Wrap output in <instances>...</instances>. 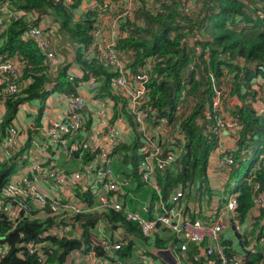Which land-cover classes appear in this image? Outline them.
I'll return each mask as SVG.
<instances>
[{"label": "trees", "instance_id": "1", "mask_svg": "<svg viewBox=\"0 0 264 264\" xmlns=\"http://www.w3.org/2000/svg\"><path fill=\"white\" fill-rule=\"evenodd\" d=\"M7 1L12 10L21 13L16 18L4 16L1 20L3 25L0 24V58L15 56L23 63L16 70L4 74L6 78L0 83L2 88L6 81L12 79L17 87L14 92L0 93V102L3 105L0 136L21 103L44 97L47 83L52 82L58 90L78 92L80 81L94 77L98 80L95 95L99 98L109 97L113 103L110 118L118 112L122 114L135 135L129 142H119L110 152L111 155L115 154L118 172L142 184L136 171V161L139 158L136 152L138 136L133 119L124 109L125 98L109 88L113 71L97 60L94 53L88 52L91 43L90 30L96 13L85 10L76 15L75 9L81 0H71L69 4H64L61 0ZM188 1L192 5L184 10L180 6V0H153L155 9L151 10L145 6V0H138L132 14L120 21L122 35L114 45L116 52L127 58L125 64L131 72L145 66L148 60L151 62L146 81L147 102L158 116L165 117L168 135L174 137L164 148H172L173 144L180 148L175 159L156 172L155 179L160 188L161 199L166 204L171 203L168 196L177 188L182 189L186 196L190 189H194L198 197L206 195V202L210 203L212 193L206 177V164L208 155L216 144V137L213 131L209 134L207 125L203 122V110L212 101L215 89H220V100L228 114L239 123L231 146L236 165L232 166L230 175L247 162L248 152L249 157L254 158L259 145L264 142V117L257 114V110L251 105L257 95L254 87L258 85H250L253 76L258 81H264V0H246L250 2L251 8L240 0ZM30 9L36 14L32 19L26 20L22 14L28 13ZM257 10L260 11L257 14L262 16L254 13ZM237 15L241 16L238 21L241 25L235 24ZM40 20H47L44 24L46 31H51L56 25L62 38L73 48V64L81 71L79 76L72 79L67 77L70 73L68 62L61 63L53 74L46 72L48 65L34 42L20 38L19 34L27 23L38 24ZM227 23H232L233 26ZM186 95L190 96L187 108L182 107ZM246 99L250 102H246ZM84 126L88 128L89 119ZM29 128L33 130L34 126ZM175 131L182 133V140L177 139ZM90 156V153H86L83 158ZM16 159L15 154L6 159L0 158V189L15 171ZM124 166H128V169ZM245 173L244 178L237 184L238 220L244 219L252 205L250 184L245 178L248 172ZM251 179L264 186V159L259 161ZM75 193L83 197L89 196L87 192ZM125 197L124 195L123 198ZM182 209L186 211L183 205ZM187 214L195 216L192 212ZM263 216L264 208H261L258 215L251 217L252 226L248 232L255 238L259 235L258 228ZM101 219L105 223H111L109 229L116 226L132 234L123 236L125 243L116 251L123 264H129V259L125 261V255H131V251L133 253L139 240L146 244L152 243L156 247H164L175 240L174 233L166 226L152 235H144L140 227L125 218L121 211L106 209L102 212ZM53 221L52 216L9 220L0 214V243L5 247L0 264H42L21 245L29 240L40 244L35 245L36 252L46 255L45 264H72L71 252H82L83 246L89 242L88 233L90 228H94V223L92 220L82 221L80 215H76L74 221L69 223L70 229L55 236L52 230ZM103 229L107 230L106 227ZM254 229L257 232L253 233ZM230 242L223 236L221 246L226 255L239 250L237 245L232 242L230 245ZM242 242L243 245L247 244L245 238ZM240 253L244 256L243 264L264 262L263 249H248ZM211 258L214 260L212 264H215V256ZM177 264H206V260L196 245L188 243L183 252H178Z\"/></svg>", "mask_w": 264, "mask_h": 264}, {"label": "built area", "instance_id": "2", "mask_svg": "<svg viewBox=\"0 0 264 264\" xmlns=\"http://www.w3.org/2000/svg\"><path fill=\"white\" fill-rule=\"evenodd\" d=\"M61 1L64 4L71 2V0ZM135 2L136 0H115L112 4L114 7H111L108 0H88L87 6L78 5L76 9L80 12L93 10L96 13L90 30L91 43L88 52L94 53L97 60L104 63L108 70L113 71L109 79V88L113 93L125 98L124 109L135 123V132L138 136L136 152L139 155L136 171L143 184H150L153 187L147 200L138 209L130 207L129 201L125 200L126 197L123 198L130 191L129 177L128 179L118 177L114 173L112 167L114 155L110 152L115 145L125 140L122 138L116 118H110V107L113 105L111 98L96 96L95 88L98 86V80L89 77L80 81L79 84L85 85L88 92L87 98L80 92L58 90L52 82L45 85L46 92L43 98L52 96L51 99L57 102L58 114L47 121L41 136H34L37 145L36 154L27 148L29 144L23 145L19 135L15 137L17 127L14 123L9 122L5 126L0 136V158L6 159L15 154L17 163L22 162L24 169L17 170L19 173L12 174L1 187L0 214L5 215L9 220L19 217L52 216L54 218L53 233L55 236H60L70 229L69 223L74 221V216L81 217L97 213L94 228L88 233L89 242L85 246L82 245L84 247L82 252L73 250L70 254L72 264L124 263L116 251L125 243L123 236H132V234L116 226L109 229L111 223L109 221L105 223L101 219L102 212L106 209L121 211L125 218L134 221L140 227L144 235H152L161 228L168 227L175 235V240L170 242V246L177 258V263L178 252H183L187 244L192 243L196 245L200 254L205 256L206 264L214 262L211 258L213 255L216 259L215 264H243L244 256L240 253L242 250L226 255L221 246V240L223 236L227 237L228 233L230 231L232 233L235 229L240 233L241 240L244 238L247 240V244L243 245L245 250L258 248L264 251V216L261 218L257 238L248 232L252 226L251 217L258 215L259 210L264 208V186H260L258 182L251 179L259 161L264 159V142L259 145L255 157L251 159L250 168L245 176L250 184L252 205L244 219L238 220L236 216L237 184L244 178L242 175L234 186H229L228 191L211 206V203L206 202V195L198 197L195 191L190 198L184 199V191L180 188L170 192L168 196L170 204H166L161 199L160 188L155 179L156 172L173 161L180 148L175 144L172 148H164L167 143L173 141L174 137L168 135L165 117L158 116L155 109L147 102L146 81L151 62L148 60L146 67L143 66L131 72L125 64L127 58L114 49L115 41L122 35L119 28L120 21L128 16L131 9L135 7ZM180 6L188 10L190 2L180 0ZM0 10L5 11L6 17L16 18L21 13V11L12 10L7 0H0ZM116 10L117 13L113 15ZM25 19L29 18L25 17ZM0 24L3 25L1 20ZM44 24L27 23L19 36L21 39H30L34 42L48 65L46 72L53 74L55 69L63 63V57L51 47V44L55 41L58 43L59 40L57 37L48 35ZM21 63L23 61L16 59L15 56L0 58V83L6 78L4 74L16 70ZM80 74L81 71L78 68L77 71L70 70L67 77L72 79ZM16 89V83L11 79L0 88V93L1 91L14 92ZM221 96L220 89H215V95L206 106L207 110L204 114L207 117H213L210 129L216 136V144L210 153L218 155V160L222 162H217L216 167L223 169L224 177L229 178L232 163H234L231 146H233L239 123L225 110L226 107L220 100ZM258 96L257 93L255 97L258 98ZM246 100L250 102L249 99ZM263 106L264 104L255 109L262 111ZM215 111L231 118L223 120L212 113ZM87 119H89V126L85 128ZM31 126H33L32 123ZM127 131L131 133L132 138L135 136L128 124ZM174 133L179 141L182 140L181 132ZM225 137L231 143H225L222 140ZM221 142H224V145ZM57 152L77 160L76 168L68 171L57 169L54 162ZM73 152L77 154L74 155ZM86 153H90L91 156L83 158ZM63 188L68 189L69 192H62ZM76 191L80 194L87 192L89 196H79L75 193ZM210 193L213 194L211 187ZM182 205L185 206L186 211L182 209ZM208 206L210 207L207 213ZM187 212L195 213V216L191 217ZM104 227L107 230H104ZM21 245L28 254H34L39 263L45 264L46 255L36 252V246H40L39 243L29 240L22 242ZM136 245L131 255H125V261L129 259V264H165L149 254L139 242ZM4 250L5 247L0 243V258L4 255Z\"/></svg>", "mask_w": 264, "mask_h": 264}, {"label": "rangeland", "instance_id": "3", "mask_svg": "<svg viewBox=\"0 0 264 264\" xmlns=\"http://www.w3.org/2000/svg\"><path fill=\"white\" fill-rule=\"evenodd\" d=\"M240 1H243L244 3H246L250 8H251V6H250V2H247L246 0H240ZM114 2H115V0H108V4H109V6H111V7H114L112 4H114ZM136 2H138V0H136ZM135 2V3H136ZM145 6H147L149 9H151V10H153V9H155V5L152 3L153 2V0H145ZM9 3V2H8ZM82 4H83V6H82ZM136 5H137V3H136ZM190 5H192V2H190ZM80 6L81 7H85V6H87V3L84 1V0H82V2L80 3ZM135 8H132L131 9V11L129 12V14H128V16H130L131 14H132V11L134 10ZM31 11H29L28 12V14L26 15V14H22L23 16H25V17H27V18H29V19H32L33 17H34V14H36L35 12H34V10H32V9H30ZM258 12H260V11H255L254 13L255 14H257ZM80 13V11H79V9L77 10L76 9V14H79ZM117 13V10L116 11H114L113 12V15H115ZM254 13L252 14V13H250L249 12V14L250 15H254ZM258 16H262L261 14H257ZM4 16H5V11L4 10H0V20H2L3 18H4ZM241 19V16H236L235 17V24L236 25H241V23H239L238 21ZM47 20H44V21H42V20H40L39 22L40 23H45ZM227 24H230V26L232 27L233 26V24L232 23H227ZM250 25V24H249ZM47 33H48V35H50V36H53V37H57L58 38V40H59V42L58 43H56V41H55V43L54 44H51V47L55 50V51H58L59 53H61V55H62V57H63V63H66V61H68L69 60V58L68 57H70V55H71V49H72V47L70 46V45H68L67 44V42L65 43V40L62 38V35H61V33H60V31L57 29V27H56V25H54L53 26V29L51 30V31H47ZM70 65H69V69L70 70H72V71H77V67L73 64V62H72V58H71V61L70 62H68ZM226 79V78H225ZM250 85H251V87H253V86H256V85H258V87H254V89H256L257 90V93L259 94V96H258V98H256L255 100H253L252 101V104H253V106H254V108L255 107H261V105H263L264 104V81H258V79H257V77L256 76H253V78L250 80ZM32 101V100H31ZM246 102H249L248 100H245ZM190 103V96L189 95H186V97H185V99H184V101H183V104H182V107L184 106L185 108H187V105ZM263 108V110L262 111H260V110H257V114H260V115H262L263 117H264V106L262 107ZM207 110V108H206V106H204V110H203V122L207 125V129H208V131H209V134L211 135V129H210V124H211V122H212V119H213V117H207L205 114H204V112ZM225 110L227 111V109L225 108ZM20 113V112H19ZM212 113H214L215 115H218V116H220L223 120H229L231 117L230 116H228V115H226V114H221V113H219V112H212ZM21 114V113H20ZM264 121V120H263ZM22 122V121H21ZM21 122L19 123L20 125H23V124H21ZM38 122V121H37ZM10 123H14L15 125H16V133H15V137L17 136V135H22V134H24V135H27L28 134V130H30V134L32 135V134H37L38 133V131L39 130H41V128H42V123H41V121L39 122L40 123V127H39V125H38V128L37 129H35L34 131L33 130H31V128H27V126H26V128H22V133L21 134H19V130H20V128L18 127V125H17V123H15V122H12V121H10ZM31 123H32V121H31ZM151 123V122H150ZM26 124V123H25ZM24 124V125H25ZM27 129V130H26ZM238 129H239V127H238ZM42 133L43 132H41L39 135L41 136L42 135ZM218 134V133H217ZM23 136V135H22ZM21 136V137H22ZM34 136V135H33ZM216 137V136H215ZM20 138V137H19ZM36 141H35V138L33 137L32 139H31V141H30V143H29V146L27 147V148H30V150H31V152L32 153H34V154H36L37 153V147H36ZM222 143V145H224V142H221ZM34 148L36 149V151H34ZM58 153H59V158L60 159H64L65 161H72V169H75L76 168V163H77V160H75V159H72L71 157H67V155L66 154H64V153H61V152H57L56 153V156L58 155ZM23 155V157H24V154H22ZM115 155V154H114ZM233 159H234V157H233ZM74 163H75V165H74ZM235 164V161H234V163H232V166ZM247 164V162H245V164L244 165H240L238 168H237V170H236V172L234 173V174H231L230 175V180L231 181H233L232 183H231V186L233 187L234 186V183H236L238 180H239V178L241 177V175L242 176H244L246 173L245 172H247L248 170H249V168H250V161H249V163H248V165H247V168H245L246 165ZM57 165H58V163H57ZM56 165V168L57 169H60V170H69V169H65V168H63V169H61L59 166H57ZM112 167H113V170H114V173L118 176V177H126L125 176V174H119L118 173V166H117V164H116V159H115V156H114V161L112 162ZM125 168H126V170L128 169V166H124ZM16 169H15V171L13 172V175H15V174H18L19 172H17V170H19V171H23V169H24V165H23V163L22 162H18V163H16V167H15ZM244 169H246V171H244ZM127 178V177H126ZM128 179V178H127ZM129 180V179H128ZM129 182H130V185H129V192H128V197H129V195H130V199H131V204H130V207H132V208H138L139 209V206L143 203V202H145L146 200H147V198H148V196H149V194H150V191L151 190H153V187H152V185H150V184H139L138 182H136V181H134V180H129ZM219 184H222V185H224V186H228V182H227V180L226 179H223L222 180V182H219ZM62 192H68L69 190L68 189H66V188H63L62 190H61ZM193 191H194V189H190V192H189V194L186 196V195H184V199H186L187 197H189L190 198V196L192 195V193H193ZM212 197H214V195L212 194L211 195V198ZM215 200H218V197H216V199ZM201 201L203 202V198H201ZM212 204H210V206H211ZM210 206H208V207H206V210H207V213H208V208L210 207ZM253 233H255V230L254 231H252ZM227 238L232 242V244L233 245H236V242H235V238H234V235L232 234V235H230V234H228L227 235ZM238 248H239V246H238Z\"/></svg>", "mask_w": 264, "mask_h": 264}, {"label": "crops", "instance_id": "4", "mask_svg": "<svg viewBox=\"0 0 264 264\" xmlns=\"http://www.w3.org/2000/svg\"><path fill=\"white\" fill-rule=\"evenodd\" d=\"M84 1L87 3L88 0H84ZM81 2H82V0H81ZM80 3H79V5H80ZM82 6H83V4H82ZM71 52L72 53H71L70 57H68L69 60L66 61V62H70L71 58H72V62H73V54H74L73 48L71 49ZM78 92H80L85 98L88 97V92H87V89H86L84 84L78 88ZM51 98H52V96H48L46 98L39 97L36 100L34 98L32 101H24V103L20 104V106L18 107L19 109H17V112L12 117L11 120H14L17 123V125L22 121L21 124H23V125H20V124L18 125V127L20 128L19 134L22 133V128H26V126L28 128V127L31 126V121H32V124L34 126L33 131L38 128V125L40 127V123H39L40 121L42 123V128L40 127L41 130H39L37 134H32L31 135L30 134V130H28V134L27 135L22 134L23 136L22 135L19 136L21 141H23V145L29 144L31 139L34 136L39 135L42 132L43 128L45 127V124L47 123V121L57 116V114H58L57 102L55 100L51 99ZM2 110H3V105L0 102V114H1ZM112 113H113V108L110 107V115H111V117H112ZM113 118H116V120H117L119 128H120V130L122 132V138L126 142L131 141L133 138L131 136V133H129L127 131V122H126L125 118L122 116V114H120L118 112L116 114V116H114ZM222 140L225 141V143H227V144L231 143V141L227 137H225ZM36 147H37V145H36ZM34 151H36L35 148H34ZM249 153L250 152H248L247 156H246L247 165H248L249 161H251V159H252V158L249 157ZM217 157H218V155L216 153L211 152L209 157H208L209 159H207V164H206V177L208 179L209 186L211 187V189L213 191V195H214V197H212L210 199V203L212 205L216 203V201H217V200H215L216 197L220 198V196L224 195L226 193V191H228L229 185L228 186H224L222 184H219V182H222L223 178L226 179L229 184L233 182L228 177L227 178H226V176L224 177L223 169H220V168L216 167V163L217 162H219V163L222 162V161L218 160ZM72 159H74V158H72ZM54 162H55L56 165L58 163L57 166L60 165L59 167L61 169L65 168V169L73 170L71 168L73 166L72 165V161H65L64 159H60L59 158V153H58L57 156H55ZM74 165H75V163H74ZM76 165H77V163H76ZM65 171H67V170H65ZM129 180H134L135 181V179H133V178H129ZM126 199L129 201V204H131V199L128 197V195L126 196L125 200ZM95 219L96 218H94V219L88 218V219H85V220H92L93 223H94ZM85 220H82V221H85ZM90 224L92 225V222ZM254 230H255V232L257 231V229H254ZM228 234L232 235L233 233H231V231H230V233H228ZM235 242H236V238H235ZM236 245L239 246L237 244V242H236ZM239 250H241L240 246H239Z\"/></svg>", "mask_w": 264, "mask_h": 264}, {"label": "water", "instance_id": "5", "mask_svg": "<svg viewBox=\"0 0 264 264\" xmlns=\"http://www.w3.org/2000/svg\"><path fill=\"white\" fill-rule=\"evenodd\" d=\"M98 214L97 213H91V214H86L82 215L80 217V220H85L88 218H97ZM232 227V224H231ZM234 237L237 239V244L240 246L242 251H246L243 247L242 240H241V235L240 233L233 229L232 231ZM139 243L142 244L148 251L149 254L153 255L154 257L158 258L160 261H162L165 264H176L177 263V258L171 248V243H168L164 247H156L154 244H146L144 241L139 240Z\"/></svg>", "mask_w": 264, "mask_h": 264}]
</instances>
